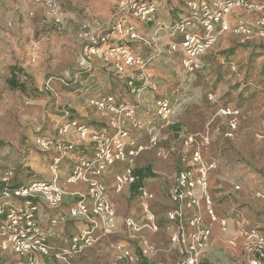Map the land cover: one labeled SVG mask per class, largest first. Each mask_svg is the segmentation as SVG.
I'll return each instance as SVG.
<instances>
[{"label":"built area","instance_id":"built-area-1","mask_svg":"<svg viewBox=\"0 0 264 264\" xmlns=\"http://www.w3.org/2000/svg\"><path fill=\"white\" fill-rule=\"evenodd\" d=\"M159 1L114 0L110 20L88 17L80 23L76 32L80 60L73 77L83 72L90 77L96 59L133 100L120 102L116 94L92 98L89 104L104 120V126L96 129L74 121L62 128L65 132L74 127L81 140L96 144L91 156L74 162L62 184L59 166L75 145L60 139L36 140L41 151L54 154L51 180H29L12 188L9 182L13 173L6 171L0 176V251H10L18 264H48L51 259L71 264V258L100 239L116 238L119 234L123 235L122 241L111 243L115 252L113 264H139L140 260L148 264H200L211 236L210 223L217 221L227 236L228 246L240 247L229 264H264V234L258 227L242 219L238 229L228 234L229 222L215 216L208 193V176L215 164L204 161L210 144V123L203 134L181 128L180 147L160 145L168 127L187 107L186 88L179 85L151 101L146 99L158 87L150 66L163 56H178L183 71L191 75L200 69V59L226 35L236 36L241 43L264 40V0H184L183 11L171 22L157 19ZM33 2L44 8L46 19L56 31H64L62 0ZM138 48L146 53H135ZM70 76L66 74L67 79ZM46 90L52 92L48 84ZM259 90L264 96V83ZM68 116L69 112L64 111L63 117ZM217 116L231 117L225 137H232L238 111L222 108ZM138 135L145 136L144 144L136 140ZM143 151H154L162 160L177 159L180 167L167 188L170 205L157 214L152 208L153 194L140 188V216L118 218L108 200L104 178L108 171H113L111 188L122 193L135 181L134 162ZM77 183L84 184L86 189L71 193L74 201L68 211L49 222L55 226L77 221L78 231L72 237L60 238L61 246L52 247L50 240L56 235L43 229L39 206L43 204L49 210L60 208L66 194L64 186ZM261 198L264 200V196ZM161 230L164 242L153 243L146 236L147 232L158 234Z\"/></svg>","mask_w":264,"mask_h":264},{"label":"rangeland","instance_id":"rangeland-1","mask_svg":"<svg viewBox=\"0 0 264 264\" xmlns=\"http://www.w3.org/2000/svg\"><path fill=\"white\" fill-rule=\"evenodd\" d=\"M89 1L62 0L63 10L65 13L82 12L83 7L89 6ZM93 1L99 9L109 8L111 16L113 5L110 0ZM21 4L18 3L21 6L16 8L19 15L12 22H9L10 14L6 15L8 6H3L6 11L0 13V60L4 64L0 79L4 84L8 65H23L30 77L27 84L33 90L24 98L18 92L0 88V141L7 145L0 149V169L5 171L17 166V179L25 182L31 167V175L34 173L35 178L50 180L51 164L43 160L30 137L35 135L43 107L60 106L72 99V91L60 87L57 79L77 70V53L69 34L48 28L42 7H37L42 9L41 12L35 11L29 1L22 0ZM94 13L92 17L104 19ZM235 37L220 39L213 50L200 59L202 66L192 76L183 71L179 60H168L157 85L161 92L180 84L186 87L188 104L178 120L191 133L203 134L210 123L209 134L214 129L219 137L229 139L225 133L231 117L217 116V111L222 108L238 111L237 128L226 151L237 158L233 163L251 164L264 184V96L259 90L264 83V41L246 48ZM47 84L53 92L49 98ZM161 171L163 173L158 175L163 185L161 190L166 194L171 179ZM125 194H121V201H127ZM134 206V202L128 203L127 209ZM165 209L166 205L160 203L159 210ZM0 259V264H18L16 257L6 253ZM201 264H208V260H201Z\"/></svg>","mask_w":264,"mask_h":264},{"label":"crops","instance_id":"crops-1","mask_svg":"<svg viewBox=\"0 0 264 264\" xmlns=\"http://www.w3.org/2000/svg\"><path fill=\"white\" fill-rule=\"evenodd\" d=\"M21 1L22 0H0V13L6 11L4 10L5 8H3V6H8L6 15L10 14L11 19H9V22L16 20V17L19 15V11H17L16 8L21 7L18 5V3L21 4ZM23 1H29V5H31L35 11L42 10L38 9L37 7L40 6L34 4L32 0ZM110 1L113 5L114 0ZM15 2L16 5H14ZM89 2V6L83 7L82 12L81 10H75L74 13L64 14V31L72 37L73 46L77 53V70L78 60H80V52L76 43V32L80 23L85 21L88 17L95 16L92 14V12L103 16L104 19L102 18V21L107 22L108 20H110L109 8H107L108 10L102 8L99 9L100 7H97L96 2H94L93 0ZM183 3L184 0H160L156 15L157 19L163 22H171L173 20H176L178 14L183 11ZM42 11L44 13V18H46L44 8ZM79 12H81L80 16ZM84 16L85 18L83 19ZM45 21L48 25V28H52L53 30H55L52 23L48 22L47 19H45ZM137 25L139 27H143L142 24ZM230 36L233 35H226L223 37V39H226V37L230 38ZM261 41L264 40L257 39L253 42H248L245 44L241 42L240 43L243 44L244 47L250 48L253 44H258ZM135 50L137 51L135 52L137 54L144 55V53H146L143 49L140 48ZM94 60V71L90 77L87 73L83 72L79 73V75L74 78L73 76L77 72V70H75L74 72H67L65 73V76L63 75L61 78L57 79L60 83V87H63V89L69 92L72 91V93L74 94L70 97L72 98L70 100L71 102L65 101L62 105H58L55 107H43L40 123L37 125L34 131L35 135L34 137H30L31 142L36 146L37 150L41 152L43 160L48 162L47 164L52 163V157L54 154L41 151L36 144L37 138H45L49 140L60 139L71 142L75 145L74 151L70 154V156L63 159L60 163V184H62L66 175L68 174V172H70V169L74 165V162L81 158L91 156L96 148V144L94 142L90 140H81L74 127H69L65 132L62 131V128L66 124L72 123L74 121L77 122L79 126L93 127L96 129H100L101 127H103L104 120L96 111L95 107L89 104V100L92 98H98L101 96H106L108 94H116V97L120 102H131L133 100L132 97L124 93V90L122 88L118 87L115 80H113L102 68V65L96 59ZM168 60H179V58L176 55H165L150 66V73L152 74V78L154 79L156 84H159V79H162V73L165 72L164 69L167 66ZM1 63L2 61L0 60V73L3 72L1 67L4 66V64ZM12 68H17L22 71V75L19 76V80L20 83H24L23 87L26 89L24 93H21L19 90L13 89L8 85L10 70ZM6 69L7 76L4 80V84L0 79V88H3L4 91L18 92L24 98H27V95H31L33 89H31L27 84L30 81V77L25 66L8 65ZM158 71H160L161 73ZM70 73L73 74H71L69 79H67L66 74ZM178 86L169 88V90L174 89ZM158 90L159 89L157 87V91L155 92V94L147 96V100L151 101L153 97H159V95L163 94V92ZM165 91H168V89ZM46 95L47 98L52 96L50 91H47ZM64 111L69 112V116L66 118L63 117ZM183 127H185L184 123L177 119V121L166 130V134L161 139L160 145L162 147H167L174 144L180 147L178 139L179 131ZM212 130L210 134L208 131V134L210 136V144L208 146L207 152L204 153V161L209 163L213 162L215 164V168L210 172L208 176V193L212 198V207L215 216L218 220L225 219L229 222L228 234H233L238 229V223L242 219L246 220L251 226L258 227L264 234V200L261 198V196H264V184L262 183V179L260 180L256 172L253 171L251 164L233 163L237 158H235L234 154L226 151V149L230 148L231 146L230 138L232 137H230L229 139H224L223 137H219L220 134L217 133L218 131L216 132L214 131V129ZM136 140L142 144L146 142L145 136L140 138V136L138 135ZM6 146L7 145L5 143L0 141V149H3ZM22 165L23 163L21 164V166ZM179 167L180 165L175 157H171L167 160H162L155 156L154 151H143L136 157L134 162L133 175L135 177V181L129 187H126L122 193H115L111 188V178L113 171L111 173H109L108 171L104 178V183L107 188L108 200L116 210L117 217L121 218L128 216L131 218H138L140 216V188H146L153 194L154 199L152 201V208L154 212H156L157 214H161L163 212L159 210L160 203L165 204L166 209H168L170 203L167 197V192L165 194V192L161 190L163 189V185L158 175L162 172L161 170H163L165 174L169 175L171 184ZM30 169L32 171L31 167ZM30 169L27 171L26 177H28V179L25 182L29 180L48 181L43 178H35L36 175L34 173L31 175ZM6 171H11L13 173V177L9 182L12 188L25 183L17 179V166L16 169L15 167H12L9 170L5 171H2L0 169V176ZM233 185L238 186V192H236V189L231 188L233 187ZM1 186L2 185L0 183V187ZM64 189L66 194L63 198V203L60 208L56 210H49L43 204L39 206V217L42 221L43 229L45 231L53 232L56 235V237L50 240V245L52 247L61 246L60 238L66 239L72 237L78 231L79 227V222L77 221H67L64 224L55 226H52L49 222V220L56 215L66 213L68 211V208L74 201L73 197L70 196L71 193L76 191H84L86 189V186L84 184L77 183L74 185H66L64 186ZM121 194H125L127 198L126 202L121 201ZM163 196H165V199L163 198ZM131 202L135 203L134 208L127 209L128 203ZM205 218L207 219L206 215ZM210 229L211 236L202 260L207 259L208 264H229V262L234 259V255L239 253V245L235 248H231L230 246H228L226 241L227 236L221 231V227L218 221L210 223ZM146 236L153 243L164 242L165 239V234L162 230L158 234H151L147 232ZM122 238V234H119L118 236H116V238H109V236L102 238L93 247L87 248L71 258L70 263L113 264L115 260V252L111 248V243L116 241L121 242ZM135 252L137 253V255H139V251L137 249L135 250ZM6 254L14 256L12 253H10V251L6 252ZM1 255L2 252L0 251V256ZM159 259H163L162 256H160ZM46 263L59 264L53 259L48 260ZM139 264L148 263L145 260H140Z\"/></svg>","mask_w":264,"mask_h":264},{"label":"trees","instance_id":"trees-1","mask_svg":"<svg viewBox=\"0 0 264 264\" xmlns=\"http://www.w3.org/2000/svg\"><path fill=\"white\" fill-rule=\"evenodd\" d=\"M230 52H233V50H230ZM22 75V71H20L17 68H12L10 70V78L8 81V85L13 88L19 90L21 93H24L26 89L23 87L24 83L19 80V76Z\"/></svg>","mask_w":264,"mask_h":264}]
</instances>
